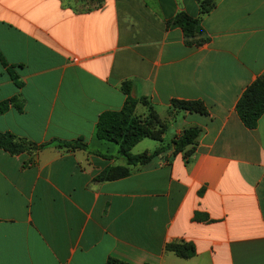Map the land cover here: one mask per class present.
Instances as JSON below:
<instances>
[{"label":"crops","instance_id":"obj_1","mask_svg":"<svg viewBox=\"0 0 264 264\" xmlns=\"http://www.w3.org/2000/svg\"><path fill=\"white\" fill-rule=\"evenodd\" d=\"M179 11L198 16L197 0H0V100L23 99L20 112L0 113V131L48 143L0 149V264H264V114L246 128L234 111L264 69V0H214L200 44L171 23ZM124 80L166 121L160 140L130 151L163 149L96 180L124 165L94 133L100 112L122 106ZM172 98L207 112L174 109ZM191 125L192 151L173 152ZM72 140L85 149L55 145Z\"/></svg>","mask_w":264,"mask_h":264},{"label":"trees","instance_id":"obj_2","mask_svg":"<svg viewBox=\"0 0 264 264\" xmlns=\"http://www.w3.org/2000/svg\"><path fill=\"white\" fill-rule=\"evenodd\" d=\"M98 3L100 0H94ZM199 7L198 16L192 17L183 11L177 12L171 19V23L176 24L182 30V34L187 42L200 44L205 38L193 39L196 34H201L202 29L199 25L200 16L207 13L213 6L214 0H197ZM0 62L4 64L1 56ZM7 72L14 84L19 87L20 83L16 80L12 70L7 68ZM120 91L124 94V101L118 110H104L97 116L95 122V135L97 138L113 142L117 145L116 155L124 161V165H110L102 169L97 175L96 180H111L123 177L129 173L128 166L141 164L148 161L153 155L160 152L161 145L153 150L140 153H132V146L142 138L160 140L165 130L166 121L160 119L158 115L148 105L144 97H135L132 94V85L128 80L120 83ZM141 103L147 106L144 116L134 112L135 105ZM170 107L189 112L206 114L205 105L200 100H180L172 98L169 101ZM23 99L20 95H14L8 99L0 100V113L4 112L9 106L16 111L22 110ZM234 111L246 128H253L261 114H264V69L259 73L240 93L234 104ZM171 108L167 115H171ZM200 134V128L194 125L184 127L179 135L173 140V152L184 151L187 154L192 151L196 139ZM48 143L34 144L29 140L18 137L9 131H0V149L15 154L24 150H36ZM57 147L82 148L84 143L80 140L56 141ZM187 147V148H186ZM186 148V149H185ZM165 249L174 254L187 258L193 255L194 246L190 242H169L165 244ZM104 264H126L114 258L106 257Z\"/></svg>","mask_w":264,"mask_h":264},{"label":"rangeland","instance_id":"obj_3","mask_svg":"<svg viewBox=\"0 0 264 264\" xmlns=\"http://www.w3.org/2000/svg\"><path fill=\"white\" fill-rule=\"evenodd\" d=\"M136 113H139L138 110ZM142 142H153L151 139H148V138H144Z\"/></svg>","mask_w":264,"mask_h":264}]
</instances>
